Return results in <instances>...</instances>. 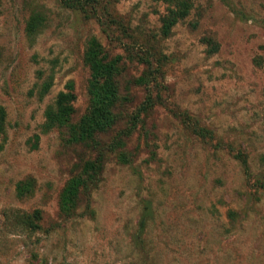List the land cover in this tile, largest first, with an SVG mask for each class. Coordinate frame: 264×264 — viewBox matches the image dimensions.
Wrapping results in <instances>:
<instances>
[{
    "label": "rangeland",
    "instance_id": "374dc122",
    "mask_svg": "<svg viewBox=\"0 0 264 264\" xmlns=\"http://www.w3.org/2000/svg\"><path fill=\"white\" fill-rule=\"evenodd\" d=\"M189 2L162 37L160 1L0 0V264L29 251L43 264H264V0ZM90 47L113 64L120 122L73 143L43 124L59 92L68 124L90 111ZM87 165L92 183L62 213ZM10 210L40 211L41 231L14 233Z\"/></svg>",
    "mask_w": 264,
    "mask_h": 264
},
{
    "label": "trees",
    "instance_id": "16d2710c",
    "mask_svg": "<svg viewBox=\"0 0 264 264\" xmlns=\"http://www.w3.org/2000/svg\"><path fill=\"white\" fill-rule=\"evenodd\" d=\"M58 5L63 9L88 11V8L97 4V0H56ZM165 4L164 13L159 18V33L162 37L169 36L171 29L180 21L184 20L191 8L189 0H155ZM33 23H28V35H32ZM216 45L211 46L207 53L216 51ZM85 61L89 64L91 71V81L89 84L88 94L90 96V111L81 120L78 125H70L67 123L66 116L63 113V106L71 100V96L59 92L54 100L53 106L49 107L45 113L44 127L50 129L53 127H66L69 135V140L73 143H81L91 141L96 143V138L99 135L105 134L111 130L119 121L115 113L116 106V86L113 81L114 67L112 63H103L96 54L95 48H88L85 53ZM252 63L256 67L262 65L259 57L254 58ZM49 88L48 82L42 83V94L46 93ZM264 91V86H263ZM149 107L145 105L141 107L144 112ZM136 119V118H135ZM205 133L203 129L198 130V134ZM130 135V129L121 132L113 142L120 146L122 143L121 137ZM114 143L113 146H114ZM244 169L245 162L241 161ZM93 167L87 165L83 168L81 176L71 179L60 197V211L67 213L73 209L77 198L83 190H86L92 183L91 173ZM29 184L30 182H26ZM259 188L264 191V182L259 183ZM19 187L18 191H22ZM5 219H10V227L14 233L30 236L41 231V213L34 210L31 213H26L20 210H10L4 214ZM27 264H43V259L38 258L35 251H29Z\"/></svg>",
    "mask_w": 264,
    "mask_h": 264
}]
</instances>
